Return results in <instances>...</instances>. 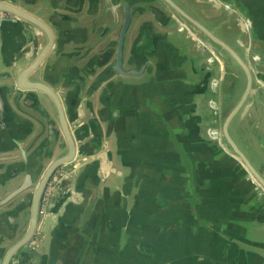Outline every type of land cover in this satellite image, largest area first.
Listing matches in <instances>:
<instances>
[{
	"label": "water",
	"instance_id": "obj_1",
	"mask_svg": "<svg viewBox=\"0 0 264 264\" xmlns=\"http://www.w3.org/2000/svg\"><path fill=\"white\" fill-rule=\"evenodd\" d=\"M183 65L209 93L194 141L208 160L233 161L264 201V0H0V264H41L47 248L45 264H57L61 244H80L81 264H264V227L233 237L221 198L193 195L214 182L192 186L168 137L163 118L182 116L165 113L167 100L190 98L169 93ZM97 90L104 131L82 112ZM111 136L126 174L102 168ZM59 168L48 206L67 197L43 214Z\"/></svg>",
	"mask_w": 264,
	"mask_h": 264
},
{
	"label": "crops",
	"instance_id": "obj_2",
	"mask_svg": "<svg viewBox=\"0 0 264 264\" xmlns=\"http://www.w3.org/2000/svg\"><path fill=\"white\" fill-rule=\"evenodd\" d=\"M25 3H32L34 0H18ZM55 3L59 0H53ZM60 4L58 7H62ZM57 10L60 11V8ZM75 29V28H74ZM157 31L164 33L166 31L165 28H156ZM72 33V32H71ZM70 38H76L75 32L70 34ZM169 44H172L174 47H182L181 43L175 38H169ZM173 60L171 61V64ZM184 69L188 72L187 77L185 78V82H173L170 83V95L177 96L180 93L184 96L190 94V98L187 101H181L177 103L176 98L167 100V107L165 108L166 114H178L182 116V119H179L176 115H171L168 119L163 118V123L169 132V139H172L173 145L178 151L180 155L181 162L183 166L187 169V172L190 176L191 185L193 183H198L201 181V186L203 188H207L209 181L214 182V186L217 188L216 191H198L193 190V195L197 193L209 194L214 196H219L221 198V203L219 206H215L220 210V214L222 218H225L227 226H229V233L233 237H237L238 241L239 237H242V234L248 229L249 232L257 227H264V201L257 200V197L253 194L252 186L246 182L245 179H238L234 176L233 173V161L229 158L224 159H213L210 160L206 154H203L206 149L205 142H199V138L197 137V142L193 139L194 130L199 129L200 138L202 137L203 131L206 126L209 124L210 115L208 113L206 107V101L209 97V93L203 88V76L194 77L190 74L189 65H183ZM218 72V69L215 70V74ZM139 81V80H138ZM189 85V88H188ZM96 93L90 99H85L83 102V113L89 112L91 117L90 120H93V123H99L100 128L104 131V123L101 121V110L103 109L101 105L96 101ZM216 100H219V95H217ZM160 103L161 100L155 98V101L152 103V108L155 114H162L160 111ZM196 127H195V126ZM179 126V128H178ZM184 128V136L182 138L181 129ZM178 129L179 137H176L174 131ZM177 133V131H176ZM105 152H110L111 160L110 162H106L105 152L103 154L102 150L100 154H102L103 161L101 162L102 168L106 170L114 169L120 174H126L127 171L124 170L118 163L115 155V142L112 138H108V140L104 143ZM105 159H104V158ZM208 160V161H207ZM200 164L201 169L205 170L208 167V171L206 173H196L193 172V166H197ZM197 170L198 167H197ZM200 171V170H199ZM113 175V173L111 174ZM119 176L114 174V177H110V182L113 181L117 183L119 181ZM219 179V180H218ZM210 181V182H211ZM200 187V188H202ZM208 190V189H207ZM136 191V190H135ZM138 191V189H137ZM192 193V191H191ZM193 199H189V203L193 205ZM131 204V201H130ZM130 206V205H129ZM128 206V207H129ZM211 204L207 200H204L202 208L199 210L200 212H207L211 209ZM213 208V209H214ZM128 210V208H127ZM215 210V209H214ZM56 212V211H55ZM52 212V213H55ZM49 215L51 213H48ZM206 215V214H205ZM209 221L211 216L208 215L206 217ZM215 219V218H214ZM223 220V219H222ZM261 220V222H259ZM191 218H189V223L191 222ZM125 222L128 223V216L125 219ZM209 223V222H208ZM224 223V222H223ZM188 224V223H186ZM201 226H205L200 221ZM127 234V233H126ZM123 238V233H122ZM223 236V235H222ZM204 237V236H203ZM254 237L253 235L251 236ZM237 238H233L232 241H237ZM258 239V238H254ZM264 241V240H263ZM61 244V243H60ZM70 247H66L65 244H61L59 250L57 251V264H70L73 261L75 263L72 264H81L80 263V244ZM48 250V248H47ZM46 254L41 256V259H44L43 264L48 259ZM65 251L66 254H65ZM86 257L89 259L93 258V254H90ZM86 257L85 260L86 261ZM82 258V257H81Z\"/></svg>",
	"mask_w": 264,
	"mask_h": 264
},
{
	"label": "flooded vegetation",
	"instance_id": "obj_3",
	"mask_svg": "<svg viewBox=\"0 0 264 264\" xmlns=\"http://www.w3.org/2000/svg\"><path fill=\"white\" fill-rule=\"evenodd\" d=\"M1 1H2V0H1ZM14 100H15V98H14V96L12 95V107H13V104H14ZM82 104L85 105L84 102H83ZM211 104H212V106L215 105L216 107H214V106H213V107L216 108V109H218V105H217V103L212 102ZM29 113H30V112H29ZM49 116H51V114L48 112V113H47V117H49ZM213 135H214V133H213ZM62 172H63V168H59V169L56 171V173L54 174V176L50 179V182H49V184H48V187H47V189H46V192H45V194L43 195V199H42V201H41V211L43 212V214L55 212V211L57 210V208L59 207V205H60V204L64 201V199L67 197V194H65V195L62 196L58 201H55V202L53 203V205L50 204V205L48 206V202H49V200H50V197H49V189L53 186L52 182L54 181V179H57L59 176H61ZM46 207H48V208H46ZM28 261H29V260H28ZM28 261H27V262H28ZM41 261H42L41 264H43L44 259L42 258ZM30 262H31V261H29V263H30ZM9 264H21V261H20L19 257L16 255V256L12 257V259H11V261H10Z\"/></svg>",
	"mask_w": 264,
	"mask_h": 264
},
{
	"label": "rangeland",
	"instance_id": "obj_4",
	"mask_svg": "<svg viewBox=\"0 0 264 264\" xmlns=\"http://www.w3.org/2000/svg\"><path fill=\"white\" fill-rule=\"evenodd\" d=\"M214 90H216V87H215V85H214ZM214 107H216L215 105H213Z\"/></svg>",
	"mask_w": 264,
	"mask_h": 264
},
{
	"label": "built area",
	"instance_id": "obj_5",
	"mask_svg": "<svg viewBox=\"0 0 264 264\" xmlns=\"http://www.w3.org/2000/svg\"><path fill=\"white\" fill-rule=\"evenodd\" d=\"M214 85H215V87H216V82H214ZM214 85H213V86H214Z\"/></svg>",
	"mask_w": 264,
	"mask_h": 264
}]
</instances>
